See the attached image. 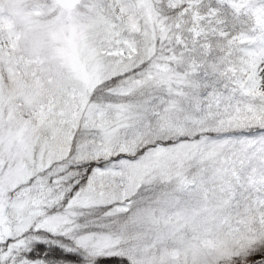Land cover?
<instances>
[{"label":"snow or ice","instance_id":"snow-or-ice-1","mask_svg":"<svg viewBox=\"0 0 264 264\" xmlns=\"http://www.w3.org/2000/svg\"><path fill=\"white\" fill-rule=\"evenodd\" d=\"M0 264H264V0H0Z\"/></svg>","mask_w":264,"mask_h":264}]
</instances>
